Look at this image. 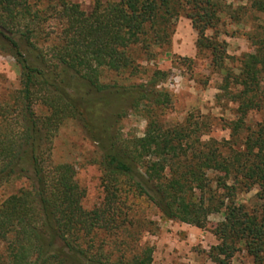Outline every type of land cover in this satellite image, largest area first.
Returning <instances> with one entry per match:
<instances>
[{
    "label": "trees",
    "instance_id": "obj_1",
    "mask_svg": "<svg viewBox=\"0 0 264 264\" xmlns=\"http://www.w3.org/2000/svg\"><path fill=\"white\" fill-rule=\"evenodd\" d=\"M250 6L264 17V0ZM223 0H95L90 12L70 0H0V53L19 67L20 86L0 102V186L24 177L28 186L0 201L3 264H153L140 244L138 223L127 218L128 196L142 197L172 220L204 227L222 213L208 257L231 264L240 250L264 264V38L227 70L221 88L236 102L227 138L208 136V117L159 118L170 93L159 88L167 71L154 68L136 84L99 80L100 69L138 75L140 60L168 46L179 14L223 69L225 42L207 36ZM39 107L40 110H37ZM129 111L147 119L143 135H122ZM77 120L97 146L104 197L90 210L72 163H54L52 141L61 123ZM206 135V138H203ZM259 186V204L236 201L238 190Z\"/></svg>",
    "mask_w": 264,
    "mask_h": 264
},
{
    "label": "rangeland",
    "instance_id": "obj_2",
    "mask_svg": "<svg viewBox=\"0 0 264 264\" xmlns=\"http://www.w3.org/2000/svg\"><path fill=\"white\" fill-rule=\"evenodd\" d=\"M80 8L90 12L95 0H70ZM106 2L108 0H102ZM224 7L219 13L217 24L206 30L207 36L216 37L225 42L226 58L224 68L211 65L208 49L196 47L197 32L190 18L184 13L175 20L174 31L168 46L155 47L153 55L141 60L142 70L138 75L115 73L100 69L99 80L102 83L129 85L148 78L154 68L167 71L168 76L159 88L166 89L171 95L168 107L160 111L161 120L166 125L181 122L189 114L193 117H208L210 132L208 136L227 138L229 130L222 124L235 118L236 102L231 93L222 88V77L227 70L238 72L240 58L254 51V42L264 38V17L250 6L251 0H223ZM20 72L15 59L0 53V102L8 100L19 89ZM37 110H40L37 107ZM264 117V109L250 111L246 125H254ZM147 124L141 112L129 111L121 118L118 127L123 136H141ZM207 136L204 135L203 138ZM99 157L96 144L87 137L77 120H66L60 124L52 141V160L54 163H72L75 179L85 190L82 206L90 210L100 204L104 197L101 184L102 170L97 163ZM24 177L14 178L0 186V201L12 193L28 186ZM259 186L249 190H238L236 201L247 207L259 204L257 193ZM126 203L128 219L138 223L140 244L152 246L153 264H215L208 252L218 240L214 230L222 220V213H213L207 218L204 227L165 218L161 212L142 197L128 196ZM0 264H3L0 262ZM231 264H255L244 250L238 251Z\"/></svg>",
    "mask_w": 264,
    "mask_h": 264
}]
</instances>
